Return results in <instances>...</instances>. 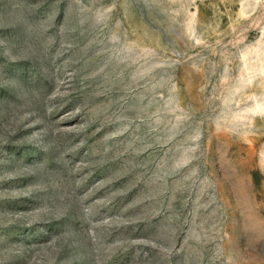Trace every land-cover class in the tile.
I'll list each match as a JSON object with an SVG mask.
<instances>
[{"label": "rangeland", "instance_id": "rangeland-1", "mask_svg": "<svg viewBox=\"0 0 264 264\" xmlns=\"http://www.w3.org/2000/svg\"><path fill=\"white\" fill-rule=\"evenodd\" d=\"M0 264H264V0H0Z\"/></svg>", "mask_w": 264, "mask_h": 264}]
</instances>
